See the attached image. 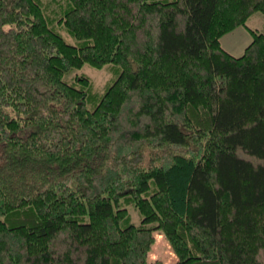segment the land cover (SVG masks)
<instances>
[{
	"label": "trees",
	"instance_id": "16d2710c",
	"mask_svg": "<svg viewBox=\"0 0 264 264\" xmlns=\"http://www.w3.org/2000/svg\"><path fill=\"white\" fill-rule=\"evenodd\" d=\"M255 13L264 0H0V264H147L155 229L174 264H264ZM239 28L235 56L220 39ZM84 65L113 70L102 92L65 79Z\"/></svg>",
	"mask_w": 264,
	"mask_h": 264
},
{
	"label": "rangeland",
	"instance_id": "374dc122",
	"mask_svg": "<svg viewBox=\"0 0 264 264\" xmlns=\"http://www.w3.org/2000/svg\"><path fill=\"white\" fill-rule=\"evenodd\" d=\"M246 25L257 32L264 33V14L255 13L251 15ZM58 31L66 42L75 44V40L68 35L66 30L60 28ZM250 40V34L245 29L239 28L223 36L221 38V45L230 54L237 56L243 53L246 45L250 43ZM75 74H84L88 76L95 90L98 92H102L106 84L114 77L113 70H111L109 66L95 69L88 65H84L79 69H75L72 73L67 75L65 79L69 81ZM128 212L132 218V222L138 224L140 217L136 210L132 207H128ZM152 237L153 242L147 255V264H174L177 260V256L164 232L160 229H155L152 232Z\"/></svg>",
	"mask_w": 264,
	"mask_h": 264
},
{
	"label": "bare ground",
	"instance_id": "6f19581e",
	"mask_svg": "<svg viewBox=\"0 0 264 264\" xmlns=\"http://www.w3.org/2000/svg\"><path fill=\"white\" fill-rule=\"evenodd\" d=\"M220 43H221V39H220Z\"/></svg>",
	"mask_w": 264,
	"mask_h": 264
}]
</instances>
